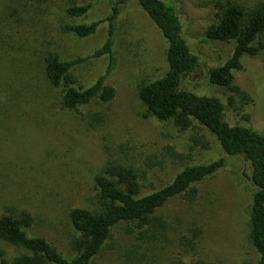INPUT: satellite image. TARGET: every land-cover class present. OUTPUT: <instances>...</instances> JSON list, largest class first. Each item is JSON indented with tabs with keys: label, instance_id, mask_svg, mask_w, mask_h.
<instances>
[{
	"label": "rangeland",
	"instance_id": "obj_1",
	"mask_svg": "<svg viewBox=\"0 0 264 264\" xmlns=\"http://www.w3.org/2000/svg\"><path fill=\"white\" fill-rule=\"evenodd\" d=\"M120 1V2H119ZM170 1L181 24V36L197 63L181 80V88L216 96L224 104V120L256 132L264 131V47L241 58L234 83L249 96L243 100L208 80L209 69L224 63L234 42L207 38L228 4L250 13L264 0ZM118 2L112 37V68L106 83L115 90L108 102L93 99L70 110L62 106V87L45 79L42 58L55 53L68 61L101 48L108 23L87 37L64 29L105 19ZM167 3V2H166ZM70 5L87 6L81 16ZM264 44V34L261 36ZM167 44L136 0H0V216L26 211L33 217L29 236L46 239L71 261L77 256L78 233L69 220L73 208H90L94 177L115 161L139 173L141 194L170 183L184 167L207 164L220 157L225 164L197 182L195 200H168L155 216L160 222L138 228L120 223L111 230L90 264H184L202 259L215 264H257L248 239V207L254 186L242 156H226L207 129L208 149L194 147L191 130L171 120L146 115L137 88L165 74ZM108 56L88 59L71 69L76 87H87L105 74ZM229 98H232L229 101ZM3 259L23 252L0 239Z\"/></svg>",
	"mask_w": 264,
	"mask_h": 264
},
{
	"label": "trees",
	"instance_id": "obj_2",
	"mask_svg": "<svg viewBox=\"0 0 264 264\" xmlns=\"http://www.w3.org/2000/svg\"><path fill=\"white\" fill-rule=\"evenodd\" d=\"M136 1L167 44L165 74L137 88V96L145 107V114L160 121L171 120L179 130L194 131L190 142L201 149L210 147L209 140L202 134L198 135L203 128L207 129L217 139L224 155H239L247 162V178L255 188L248 207V239L258 255L257 264H264V131L259 133L241 125H230L224 120V104L218 97L199 95L181 88V80L194 71L197 59L181 36L180 20L172 3L162 0ZM117 4L113 5L105 19L64 26L65 30L78 37H87L96 31L101 22L107 21V38L93 54L68 61L61 60L55 53H47L42 58L46 81L53 87H62L63 107L76 110L93 99L108 102L114 98L115 90L106 83V79L113 64L112 37L114 20L118 14ZM86 11L87 6L70 5L67 9L72 16H81ZM263 34L264 4L258 5L248 14L236 5L228 4L219 20L208 26L206 36L226 43L233 41L234 46L224 63L209 69V82L243 100L248 99L247 93L234 83L233 72L241 69L242 56H254L264 47L261 43ZM101 55L108 56L105 74L87 87H76L71 69ZM224 164L225 158L220 157L207 164L184 167L170 183L142 195L137 170L130 165L108 161L100 174L94 177L92 206L69 211V220L78 233L72 244L77 252L75 258L67 261L43 237L29 236L27 229L34 221L30 213L8 210L0 216V239L21 248L23 252L6 262L0 249V264H90L118 224L135 223L136 227L143 228L160 222L155 216L159 208L174 197H181L188 202L195 200L198 190L194 184L213 175ZM173 264L184 263L178 260ZM191 264L215 263L197 259ZM240 264L252 263L243 261Z\"/></svg>",
	"mask_w": 264,
	"mask_h": 264
}]
</instances>
